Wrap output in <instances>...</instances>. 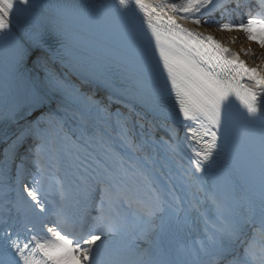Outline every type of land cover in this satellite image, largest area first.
Returning a JSON list of instances; mask_svg holds the SVG:
<instances>
[{
  "label": "snow or ice",
  "instance_id": "6c2138e0",
  "mask_svg": "<svg viewBox=\"0 0 264 264\" xmlns=\"http://www.w3.org/2000/svg\"><path fill=\"white\" fill-rule=\"evenodd\" d=\"M46 7L37 0H0L5 96L18 75L28 84L0 111L4 123L24 122L5 150V166L32 141L16 166L30 215L22 224L4 221L0 264H264V69L250 66L213 35L181 23L239 29L264 48V0L261 11L249 10L235 23L233 13L244 6L236 3L230 10L226 0L59 6L63 21L101 25L106 44L86 64L66 61L70 33L45 22ZM217 12L228 22L213 19ZM54 60L68 62L110 98L127 99L130 112L146 101L167 139L160 137L151 148L137 142L128 116L109 112L52 72ZM28 64L44 68L46 76L26 72ZM81 99L114 119L115 137L84 123L79 133L67 128L68 101ZM233 100L242 111H233ZM182 146L191 152L187 165L177 159ZM28 175L31 185L20 179ZM65 178L76 192L71 202ZM178 178L192 192L187 208L176 194ZM49 180L58 201L39 195ZM197 217L204 223L201 238L192 247L179 240L170 246L174 230Z\"/></svg>",
  "mask_w": 264,
  "mask_h": 264
},
{
  "label": "bare ground",
  "instance_id": "6f19581e",
  "mask_svg": "<svg viewBox=\"0 0 264 264\" xmlns=\"http://www.w3.org/2000/svg\"><path fill=\"white\" fill-rule=\"evenodd\" d=\"M109 1L115 3V0ZM136 15H142L141 13H139L138 9L136 10ZM177 18L179 19V15ZM181 23H184L185 26L189 28H195L199 31H203L205 33L213 35L216 39L220 40L227 47H230L233 50L240 52L242 59L245 58L246 54L244 51L241 50L250 49L249 45L247 44L240 43L237 46L234 42V36H236V34H233L231 31L227 33V36L225 38L219 36V34L214 30H208L206 28L201 29L198 25L192 24L190 21H181ZM69 50L72 52L74 51L75 53H79V50L71 44H69ZM65 55L66 61L76 62L78 60L74 55H70L69 53H65ZM244 60L248 63L246 59ZM49 69L61 78L68 79L72 83L76 84L77 87L80 88V91L82 93L89 96L95 95L94 99L99 102H102L103 105L107 106L109 112L115 113L119 111L121 114L128 116L132 135L136 138L137 142H145L151 148L158 144L160 137L163 136L165 139H167L164 130L158 126L160 121L154 119L146 101L136 102L135 104H133V111L130 112L129 108L127 107V99L121 100L119 97L110 98V94L107 90L97 89L94 85L84 82L81 79L80 74L74 71L70 67L68 62L54 60L49 65ZM25 71L36 74L38 79L45 77L47 74L44 68L34 69L32 64L26 65ZM16 80V93L23 92L24 90H26L28 84L24 79L23 75H18L16 77ZM126 85L129 87L131 86L128 83H126ZM64 118L67 121V128L71 132L79 133V125L81 123H84L89 129L95 128L98 130H103L109 136L112 137H115L116 132L118 131L114 124V119L108 120L102 113H97L94 109L90 108L87 102L83 99L68 101L67 109L64 112ZM183 135L184 132L181 127L180 136L183 137ZM157 151L160 156H163L165 154L163 145H159ZM1 154H4V152H2ZM190 156L191 152L186 147L182 146V151L179 153L177 159L182 161L183 164L187 165ZM173 168H175V163H173ZM50 181L52 180L42 183L39 191L45 190L47 183ZM176 187L178 189L176 194H182L189 199L192 194L191 189L181 187V180L179 178L176 180ZM239 195L243 196L244 193L239 192Z\"/></svg>",
  "mask_w": 264,
  "mask_h": 264
},
{
  "label": "rangeland",
  "instance_id": "374dc122",
  "mask_svg": "<svg viewBox=\"0 0 264 264\" xmlns=\"http://www.w3.org/2000/svg\"><path fill=\"white\" fill-rule=\"evenodd\" d=\"M228 3V0H226V4ZM243 16H246V14H244ZM213 19L215 18V16L212 17ZM241 17H238L234 20V23L237 22ZM212 24H204L202 23L201 25H198L201 29H210V30H214L215 32H217L219 34V36L221 37H225L227 36V33L229 32L226 29H222L220 26H211ZM233 34H236V36H234V42L235 44L238 46L240 43L242 44H247L250 47V52L248 54L245 55V58L248 63H252L253 65H257L260 66V68L264 69V59L259 60L257 58V56L259 54L264 53V48H262L258 42L255 41H251L247 38V34L244 33L242 30L239 29H233L231 31ZM95 97V95L93 96ZM32 171V170H31ZM33 173L35 172L34 169L32 171ZM22 188V185H21Z\"/></svg>",
  "mask_w": 264,
  "mask_h": 264
},
{
  "label": "trees",
  "instance_id": "16d2710c",
  "mask_svg": "<svg viewBox=\"0 0 264 264\" xmlns=\"http://www.w3.org/2000/svg\"><path fill=\"white\" fill-rule=\"evenodd\" d=\"M215 16H216V20H219L221 24L227 22V21L223 20V17H221V15L216 14ZM214 25H215V26H216V25L220 26V24H214ZM257 58H258L259 60L264 59V53L259 54V55L257 56Z\"/></svg>",
  "mask_w": 264,
  "mask_h": 264
}]
</instances>
